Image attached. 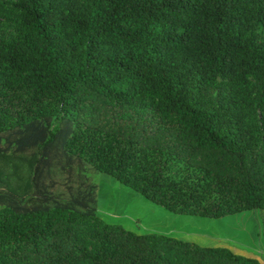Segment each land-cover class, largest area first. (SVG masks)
I'll list each match as a JSON object with an SVG mask.
<instances>
[{
	"label": "trees",
	"instance_id": "1",
	"mask_svg": "<svg viewBox=\"0 0 264 264\" xmlns=\"http://www.w3.org/2000/svg\"><path fill=\"white\" fill-rule=\"evenodd\" d=\"M1 18L0 162L27 193L0 187V264H261L103 221L95 180L264 217V41L247 34L264 0H17Z\"/></svg>",
	"mask_w": 264,
	"mask_h": 264
},
{
	"label": "rangeland",
	"instance_id": "2",
	"mask_svg": "<svg viewBox=\"0 0 264 264\" xmlns=\"http://www.w3.org/2000/svg\"><path fill=\"white\" fill-rule=\"evenodd\" d=\"M16 1L0 0V5L10 9L11 3ZM16 33L12 23L0 19L2 39L9 41ZM247 34L264 41V30ZM20 171L22 172L21 168ZM18 172L19 170H14L12 163H7L2 158L0 187L7 186L20 196L27 193V181L25 173ZM95 181L98 185L97 208L102 220L107 223L121 224L125 229L137 233L166 234L202 247H224L264 264V217L259 209L218 218L179 214L123 184L112 175L99 174ZM208 264L215 263L210 260Z\"/></svg>",
	"mask_w": 264,
	"mask_h": 264
}]
</instances>
